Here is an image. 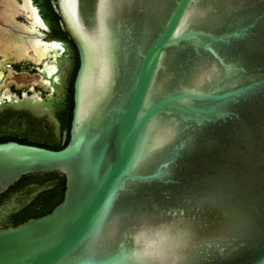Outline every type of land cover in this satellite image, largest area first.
<instances>
[{"label":"water","instance_id":"95a60500","mask_svg":"<svg viewBox=\"0 0 264 264\" xmlns=\"http://www.w3.org/2000/svg\"><path fill=\"white\" fill-rule=\"evenodd\" d=\"M56 6L79 53L70 140L0 142V193L51 171L66 191L0 227V264H264V0Z\"/></svg>","mask_w":264,"mask_h":264},{"label":"flooded vegetation","instance_id":"af4514ba","mask_svg":"<svg viewBox=\"0 0 264 264\" xmlns=\"http://www.w3.org/2000/svg\"><path fill=\"white\" fill-rule=\"evenodd\" d=\"M43 9V0H0V100L49 99L57 92V72L65 59L71 62L62 79L67 90L75 53L68 40L52 34ZM12 37L18 38L14 42ZM39 41L51 43L53 49L48 51ZM29 73H38L40 78H30Z\"/></svg>","mask_w":264,"mask_h":264},{"label":"trees","instance_id":"16d2710c","mask_svg":"<svg viewBox=\"0 0 264 264\" xmlns=\"http://www.w3.org/2000/svg\"><path fill=\"white\" fill-rule=\"evenodd\" d=\"M43 7V11L48 15L51 22L52 34L68 40L76 57V63L72 74L73 76L66 90L65 101L55 108V117L58 122L61 139L58 142L52 143L22 135L20 130L24 127V124L26 123L29 128H33L35 121L29 116V114L27 116L22 113H10L7 115H0V142L13 140L24 144H33L53 150H59L64 148L70 140V128L74 108L73 85L79 67V53L69 34L65 30L57 10L56 0H43ZM41 130L43 135L48 134L46 128H42ZM65 191L66 176L59 171L24 175L9 189L0 193V208L18 195L28 193L32 197L23 206L17 210L11 211L2 221L3 223L1 224V227L16 226L31 218L41 217L50 213L63 201Z\"/></svg>","mask_w":264,"mask_h":264},{"label":"rangeland","instance_id":"374dc122","mask_svg":"<svg viewBox=\"0 0 264 264\" xmlns=\"http://www.w3.org/2000/svg\"><path fill=\"white\" fill-rule=\"evenodd\" d=\"M14 42L16 41L15 37ZM70 60L65 59V62L62 63V68L65 71L63 75L60 68V72H57V87L56 94L51 95L49 99H41V98H33L32 100H0V115H7L10 113H22L29 116L35 121L34 127L29 128L25 121L24 127L20 130L22 135L29 136L32 139H39L45 142H58L61 139V134L58 126V122L55 117V108L59 105V103H63L65 95H66V82L62 79L68 73L70 68ZM23 121V120H22ZM41 123V124H40ZM45 123V124H43ZM27 126V127H26ZM42 128H46L48 132L47 135L42 134ZM32 196L30 194H22L16 196L14 199L8 201L6 205L0 208V227L3 223L2 221L6 218V216L14 210H17L25 203H27Z\"/></svg>","mask_w":264,"mask_h":264},{"label":"bare ground","instance_id":"6f19581e","mask_svg":"<svg viewBox=\"0 0 264 264\" xmlns=\"http://www.w3.org/2000/svg\"><path fill=\"white\" fill-rule=\"evenodd\" d=\"M45 48L47 47V50H48V46H44ZM37 54V53H36ZM38 56V55H37Z\"/></svg>","mask_w":264,"mask_h":264}]
</instances>
